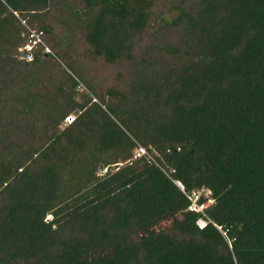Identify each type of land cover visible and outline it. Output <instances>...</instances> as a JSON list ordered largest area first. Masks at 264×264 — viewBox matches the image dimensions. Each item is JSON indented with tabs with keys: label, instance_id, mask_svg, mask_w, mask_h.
Here are the masks:
<instances>
[{
	"label": "trees",
	"instance_id": "16d2710c",
	"mask_svg": "<svg viewBox=\"0 0 264 264\" xmlns=\"http://www.w3.org/2000/svg\"><path fill=\"white\" fill-rule=\"evenodd\" d=\"M0 264H264V0H0Z\"/></svg>",
	"mask_w": 264,
	"mask_h": 264
},
{
	"label": "built area",
	"instance_id": "2783aa9c",
	"mask_svg": "<svg viewBox=\"0 0 264 264\" xmlns=\"http://www.w3.org/2000/svg\"><path fill=\"white\" fill-rule=\"evenodd\" d=\"M74 117H75L74 114H70V115H68L66 117V120L68 122H71L74 119ZM143 154L148 155L152 159L151 154L149 153V151L144 146L139 145L137 147V149H136V156L143 155ZM175 182L180 187V189L182 190V192L191 199V201H192L191 208L204 211V207L206 205H208L209 203L207 201L204 204H199L198 199L201 196L202 192H205L206 194H209L210 193V190H208L206 188H202L200 191L193 192L192 194H189V193L186 192L185 185L180 180H175ZM209 200H211V199H209ZM198 224L201 227H203V226H205L207 224V220L201 217L198 220Z\"/></svg>",
	"mask_w": 264,
	"mask_h": 264
},
{
	"label": "rangeland",
	"instance_id": "374dc122",
	"mask_svg": "<svg viewBox=\"0 0 264 264\" xmlns=\"http://www.w3.org/2000/svg\"><path fill=\"white\" fill-rule=\"evenodd\" d=\"M176 15V13H171V17H174ZM106 169H104L103 171H105ZM211 202H213V199H211V200H208V203H211Z\"/></svg>",
	"mask_w": 264,
	"mask_h": 264
}]
</instances>
